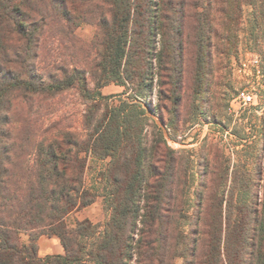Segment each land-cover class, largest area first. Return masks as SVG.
<instances>
[{
    "label": "trees",
    "instance_id": "trees-1",
    "mask_svg": "<svg viewBox=\"0 0 264 264\" xmlns=\"http://www.w3.org/2000/svg\"><path fill=\"white\" fill-rule=\"evenodd\" d=\"M179 6L180 0H0V264H174L177 258L264 264V173L257 168L239 177V200L233 188L229 201H208L203 172L193 216L175 219V211L187 209L172 204L176 159L164 161L153 174L159 181L151 183L152 172L142 170L143 111L123 100L111 107L101 93L109 84L136 97L147 91L153 52L163 76L176 53ZM200 7L190 15L198 33L214 21ZM220 8V23L238 20L239 0H221ZM81 24L95 30L90 43L75 34ZM71 91L85 103L83 133L64 129L62 121L45 127V115ZM83 153L108 160L101 177L110 213L103 225L66 223L95 199L85 189ZM149 159L161 163V153L154 149ZM221 178L238 180L228 171ZM45 235L57 238L64 254L39 258L36 241Z\"/></svg>",
    "mask_w": 264,
    "mask_h": 264
},
{
    "label": "rangeland",
    "instance_id": "rangeland-1",
    "mask_svg": "<svg viewBox=\"0 0 264 264\" xmlns=\"http://www.w3.org/2000/svg\"><path fill=\"white\" fill-rule=\"evenodd\" d=\"M180 1L176 53L174 60L166 59L163 76L157 75L153 52L148 56L153 77L147 91L136 97L114 84L101 90L103 96L111 97V107H119L123 100L143 111L139 134L146 154L143 172H152L153 176L163 170L164 161L176 159L171 166L177 190L172 204L174 208L185 204L183 210L187 209L185 213L175 211V219L184 214L193 216L203 172L208 173L204 180L208 201L220 198L229 201V191L233 188L234 200H239L238 189L243 183L239 177L252 176L257 168L264 173V0H252L249 5L239 0L238 20L232 24L219 21L221 0ZM196 3L201 5L198 13L214 20L210 28L203 26L199 33L190 16ZM94 33L88 24H81L75 31L77 38L85 43L91 42ZM153 43L158 51L161 37L155 36ZM242 93L256 97L254 106L240 105L236 98ZM52 112L43 118L45 127L62 121L64 129L83 133L85 103L74 91L67 93ZM154 149L161 153V163L149 159ZM82 156L86 157L85 189L95 199L69 215L66 223L72 226L75 221L88 220L103 225L110 213L108 190L101 177L108 160L84 153ZM226 171L238 177L234 184L229 179L222 180ZM157 181L155 176L150 179L151 183ZM142 203L140 200V208ZM20 242L27 245L29 236L21 234ZM36 245L39 258L55 256L56 248H62L57 238L47 235L39 237ZM174 264H182V259H175Z\"/></svg>",
    "mask_w": 264,
    "mask_h": 264
},
{
    "label": "built area",
    "instance_id": "built-area-1",
    "mask_svg": "<svg viewBox=\"0 0 264 264\" xmlns=\"http://www.w3.org/2000/svg\"><path fill=\"white\" fill-rule=\"evenodd\" d=\"M255 98L256 97L254 95H252V94L242 93L236 98V100L239 101L241 106H254Z\"/></svg>",
    "mask_w": 264,
    "mask_h": 264
},
{
    "label": "crops",
    "instance_id": "crops-1",
    "mask_svg": "<svg viewBox=\"0 0 264 264\" xmlns=\"http://www.w3.org/2000/svg\"><path fill=\"white\" fill-rule=\"evenodd\" d=\"M57 255L63 254V248H56Z\"/></svg>",
    "mask_w": 264,
    "mask_h": 264
}]
</instances>
